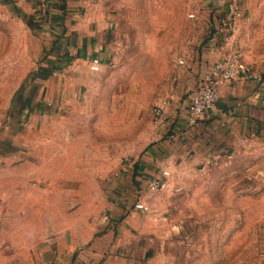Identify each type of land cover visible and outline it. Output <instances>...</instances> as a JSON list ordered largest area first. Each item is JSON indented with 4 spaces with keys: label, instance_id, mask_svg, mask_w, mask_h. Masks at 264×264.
<instances>
[{
    "label": "rangeland",
    "instance_id": "374dc122",
    "mask_svg": "<svg viewBox=\"0 0 264 264\" xmlns=\"http://www.w3.org/2000/svg\"><path fill=\"white\" fill-rule=\"evenodd\" d=\"M103 6L114 22V63L84 72L76 98L55 117L18 122L22 152L0 165V207H55L59 228L81 229L100 215L105 186L145 155L156 134L152 107L197 40L196 0H103ZM28 20L12 0H0L5 123H17L18 96L46 55L45 40ZM192 174L180 195L187 240L174 246L172 264H264V139L241 142L230 163Z\"/></svg>",
    "mask_w": 264,
    "mask_h": 264
},
{
    "label": "crops",
    "instance_id": "0c3cea01",
    "mask_svg": "<svg viewBox=\"0 0 264 264\" xmlns=\"http://www.w3.org/2000/svg\"><path fill=\"white\" fill-rule=\"evenodd\" d=\"M45 40V58L35 78L18 96L16 124L0 120V165L22 152L20 122L55 117L76 98L78 79L114 63V22L103 0H12ZM196 0L197 40L180 57L163 103L168 123L157 129L145 155L125 163L105 186L100 215L83 228L55 227V207L28 204L0 207V264H172L177 244L187 240L182 192L192 172L216 152L231 153L241 142L264 139V90L260 83H228L201 119L188 118V104L213 63L237 48L245 62L264 76V0H231L241 9L229 42L225 2ZM98 59L97 71L90 69ZM178 59V60H179ZM66 65L70 71L59 74ZM58 71V72H56ZM56 72V73H55ZM55 73V74H53ZM154 104L153 107L156 105ZM152 107V108H153ZM19 122V123H18ZM226 164L220 163L218 166ZM166 166L169 188L150 192L148 182ZM216 166V167H218ZM182 174V177L175 176ZM142 203L149 211L136 209ZM173 247V249H172Z\"/></svg>",
    "mask_w": 264,
    "mask_h": 264
},
{
    "label": "built area",
    "instance_id": "2783aa9c",
    "mask_svg": "<svg viewBox=\"0 0 264 264\" xmlns=\"http://www.w3.org/2000/svg\"><path fill=\"white\" fill-rule=\"evenodd\" d=\"M225 9L226 21L224 23L225 26L223 31L226 35H224L221 40L223 43L227 44L229 42V35L235 30V22L241 16V9L236 2L231 0L225 2ZM99 64L100 62L98 59H92L90 69L92 71H97ZM178 64L182 65L183 61L179 59ZM69 71L70 66L66 65L62 71H59V74ZM244 81L260 83L264 90V76L262 72L255 71L250 65H248L245 62L242 53L237 48H231L228 53L213 63L210 71L202 78L195 94L191 97L188 104L189 120L195 122L201 119V117L213 107L219 97V90L222 86L228 83ZM162 104L163 103L156 104L151 111L152 123L157 129H163L168 123ZM232 157L233 155L231 153L216 152L202 162L198 171L206 172L209 169L218 166L220 163H230ZM170 179L171 173L169 168L166 166H160L159 174L148 182V190L150 192L164 191L169 188ZM171 188L175 193H179L183 190L182 185H176ZM134 207L136 209H142L143 211H149V206L142 203H136Z\"/></svg>",
    "mask_w": 264,
    "mask_h": 264
}]
</instances>
